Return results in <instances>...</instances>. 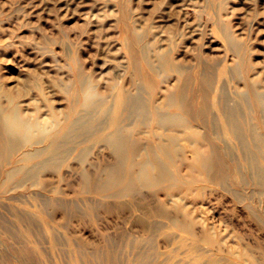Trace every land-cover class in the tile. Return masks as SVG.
<instances>
[{
	"label": "bare ground",
	"instance_id": "6f19581e",
	"mask_svg": "<svg viewBox=\"0 0 264 264\" xmlns=\"http://www.w3.org/2000/svg\"><path fill=\"white\" fill-rule=\"evenodd\" d=\"M126 31L136 90L113 84L110 93L103 92L92 77L76 72L71 85L59 89L68 100L66 111H51L49 122L31 120L20 96L0 90V212L11 215L14 223L0 222V229L8 244L15 236L13 228L22 234L26 245L6 246L19 264H47L27 244L33 238L43 240L50 208L57 206L63 207L64 216L91 221L98 219L100 209L130 210L131 224L141 228L146 238L138 241L126 231L119 240L106 239L108 246L140 243L153 251L159 240H165L189 255L201 244L222 246L200 218L204 208L199 203L207 186L231 178L227 165H235V152L251 165L252 179L264 186V90L246 80L248 98L231 99L225 90L213 89L215 78L226 74L223 68L216 75L206 68L201 75L197 68L178 69L170 58L155 64L140 46V34ZM225 35L240 52L239 43ZM168 72L177 73L176 83L172 89L159 90L156 75ZM36 80L35 88L45 100V86L40 78ZM253 148L262 165L255 161ZM103 153L108 156L103 158ZM70 164L72 169L66 170ZM69 177H76L80 187V195L72 201L56 186L51 188L54 196L45 193L50 199L41 198L47 187ZM123 198L127 201L120 205ZM32 208L44 218L27 216ZM197 227L202 229L201 237ZM153 255L145 252L137 260L120 263L114 253L106 264L176 263H154ZM66 264L82 261L74 255Z\"/></svg>",
	"mask_w": 264,
	"mask_h": 264
},
{
	"label": "rangeland",
	"instance_id": "374dc122",
	"mask_svg": "<svg viewBox=\"0 0 264 264\" xmlns=\"http://www.w3.org/2000/svg\"><path fill=\"white\" fill-rule=\"evenodd\" d=\"M127 28L140 34V46L155 64L170 58L178 69L197 68L201 75L206 68L215 75L223 68L226 74L215 78L213 89L225 90L231 99L248 98L246 80L264 90V0H0V90L20 96L24 113L41 122H49L53 110L66 111L68 100L59 89L69 87L80 71L92 77L103 92L110 93L113 84L136 90ZM227 33L239 43L240 52L230 46ZM176 77V72L158 73L159 90L172 89ZM36 78L45 86V100L35 88ZM253 153L257 155V149ZM232 157L235 165H227L231 178L223 184H209L199 203L208 234L222 246L200 243L192 255L168 246L165 240H159L153 251L140 243L108 246L106 239L119 240L126 231L138 241L146 238L141 228L131 224L130 210L121 213L116 204L111 212L100 209L93 221L64 216L63 207L50 208L45 237L42 241L33 238L27 246L43 255L42 262L47 264L70 263L74 255L82 264H106L114 253L124 263L145 252H154V263L264 264V186L252 179L251 165L241 152ZM255 161L263 164L259 155ZM77 181L69 177L55 183L41 198L54 196L51 188L56 186L72 201L80 195ZM126 201L121 199L120 205ZM26 213L36 220L44 218L33 208ZM0 222L14 225L12 216L4 212H0ZM196 230L201 237V227ZM13 232L8 244L0 229L3 264H19L6 246L26 245L22 234L14 228ZM178 234L189 240L186 233Z\"/></svg>",
	"mask_w": 264,
	"mask_h": 264
}]
</instances>
